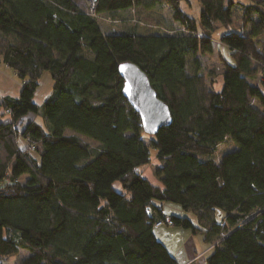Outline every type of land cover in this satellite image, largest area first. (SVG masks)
I'll list each match as a JSON object with an SVG mask.
<instances>
[{
	"label": "trees",
	"instance_id": "obj_1",
	"mask_svg": "<svg viewBox=\"0 0 264 264\" xmlns=\"http://www.w3.org/2000/svg\"><path fill=\"white\" fill-rule=\"evenodd\" d=\"M181 2L96 5L120 22L124 10L167 4L179 36L140 34L136 25L104 33L78 0H0V57L23 82L18 97L0 98V117L11 119L0 121V263L26 251L17 264H179L155 225L171 202L185 212L170 215L173 226L214 249L203 264H264V46L256 44L264 40V0H200L199 21ZM218 26L234 27L220 39L230 52L221 53V90L213 69L177 72V55L213 50ZM125 61L147 73L171 110V125L157 134L144 131L123 95ZM46 72L53 89L39 105ZM152 150L155 182L144 176ZM219 150L226 152L217 162Z\"/></svg>",
	"mask_w": 264,
	"mask_h": 264
},
{
	"label": "rangeland",
	"instance_id": "obj_2",
	"mask_svg": "<svg viewBox=\"0 0 264 264\" xmlns=\"http://www.w3.org/2000/svg\"><path fill=\"white\" fill-rule=\"evenodd\" d=\"M244 1L247 2V0H244ZM78 3L80 4V6L85 11H87L88 8L90 9L87 0H78ZM181 9L184 12H186L187 14L196 18L198 21L200 20V17H201L200 0H182ZM157 11H159V14L156 13V10H155V12H153V11L147 12V11H143L139 7H135L134 11L129 10V11H127L126 14H122L123 18L121 17L120 19H122L123 21L112 22V20L111 21H105V20L100 19L99 23H100L102 31L104 33L120 34V33L124 32L123 30H125L130 25H136L138 27L137 29L140 33H149L150 31H152V32L156 31L157 28L159 27L157 25V22H156V20H157L156 16H159L160 19L163 21V23H161V26L158 28L159 31H163V32L167 31V32H171L173 34L179 35V36L183 35V31L178 30L175 27V25H179V23H177L175 21L174 22L171 21L172 20V17H171L172 8L169 5L166 4L163 6H159L157 8ZM135 16L139 20L143 21L145 25L136 23L135 20L133 19ZM106 18H108V17H106ZM109 19H111V18H109ZM167 27H168V29H167ZM201 28H200L199 34L203 33ZM233 28L234 27H232V26L231 27L218 26L214 30H212L211 33H212V37H213L214 41H213V50L210 52L204 53V52H202L203 50L195 49V50H190L185 54L177 55V60H178L177 72H178V74L179 75H181V74L193 75L197 72L207 73L209 69H213L214 75H215L214 77L216 78L214 88L216 90H221L222 86H223V75H222L223 63L221 60V53L224 54L226 57H229L230 52H229L228 48L222 42H220V39H221V36L224 32L227 33L230 30H232ZM256 44H257L258 49L262 50V48L264 46V40L263 39L256 40ZM16 76H18V75L16 74ZM48 77L51 79L50 74L48 72L43 74L42 78L40 79L39 87H38L36 94H35V97H34V100L39 105L44 104L50 98L51 93H52L53 82L51 79L50 80L51 83H48L47 82ZM2 97H3V95L0 91V98H2ZM28 117L32 118V114L29 113L28 115H26L24 117L23 123H20L19 126H21L22 124H25V122H27V120H28ZM7 120H11L10 116L8 114H5V115L0 117L1 122H6ZM36 120L42 124L44 123V120L41 116H38L36 118ZM46 129L49 130L50 128L47 126ZM67 133L79 135L84 141H86L87 143H89L91 146H93L95 148L99 145L96 140H94V139H92V138H90L84 134H78L72 130H67ZM236 147H237V145L234 142L233 146L231 148H229L228 150H232ZM225 152L226 151L219 150L214 156H212V158H214L218 162L220 160L221 156ZM204 159H206V157H204ZM159 165H160V162L155 157V151L152 150V161L148 165V167L144 170V176H146L147 178H149L150 180H152L154 182L157 181L156 180L157 177L155 176L154 172H155V169ZM27 177H28L27 174L23 175L21 177L22 181H25L27 179ZM114 187L118 191L122 190V187H121V184L119 181L115 182ZM163 206H164V210H165L166 214H168V215H170V213H174V215H180V213H176V211L184 212L183 209L181 208V206H179L178 204H175V203L164 202ZM187 213H188V216L190 218L195 220V216L191 212H187ZM220 216H221V212L219 211L218 212V218ZM167 226L172 227L169 225H167ZM196 238H197L199 244H201V243L203 244L202 247H200L201 253H196L188 264H192V263L193 264H203L205 261V256H206L207 251L211 250V252L209 254H211L214 251L212 246L208 245L207 243L202 242L199 234H196ZM203 249H205V250L203 251ZM25 255H26V251H22V253L16 258V261L14 263L3 261L0 264H17V262H19L21 259H23ZM183 255H184V251L181 250L180 255H179L180 257L178 256L180 258L179 259L180 263L183 262L182 261L183 259H181V256H183ZM184 256H187V254L185 253Z\"/></svg>",
	"mask_w": 264,
	"mask_h": 264
},
{
	"label": "water",
	"instance_id": "obj_3",
	"mask_svg": "<svg viewBox=\"0 0 264 264\" xmlns=\"http://www.w3.org/2000/svg\"><path fill=\"white\" fill-rule=\"evenodd\" d=\"M119 73L124 80L123 95L140 115L144 131L154 135L171 125V110L158 96L147 73L132 61L120 63Z\"/></svg>",
	"mask_w": 264,
	"mask_h": 264
},
{
	"label": "crops",
	"instance_id": "obj_4",
	"mask_svg": "<svg viewBox=\"0 0 264 264\" xmlns=\"http://www.w3.org/2000/svg\"><path fill=\"white\" fill-rule=\"evenodd\" d=\"M159 6H163V5H157L156 7L152 8V9H144L142 7H139V8L142 9L143 11H147V12H149V11L155 12V10H156V13L159 14V11H157V8ZM121 13L126 14L127 10H124ZM156 17H157V20H156L157 25L160 27L161 23H163V21L160 19L159 16H156ZM171 17H172V12H171ZM171 21L174 22L173 19ZM175 27L178 30L184 31L183 27L180 24L175 25ZM137 28L138 27L136 26V31L138 33H140ZM158 28H157V30H158ZM167 29H168V27H167ZM156 31H153V32L150 31L149 33H140V34H153ZM212 40L214 41V39H212ZM50 80L51 79L48 77L47 82L51 83ZM22 86H23V82L21 81V79L18 76H16L15 72H13L6 64H4V62L2 61V58L0 57V91H1L2 95L16 98L19 96L21 89H22ZM19 144L22 147L28 146V143L26 142V140L21 138V137L19 138ZM163 209H164V206H163ZM164 212H165V210H164ZM176 213H180V215L183 214L180 211H176ZM173 214L174 213H170V215H173ZM157 234L159 236V239L167 246V248L170 250V252L175 255L179 264H188L196 253H201L200 247H202L203 244L202 243L199 244V242L196 238V234L192 233L190 230H186V229H183L180 227H175V226H172V227L162 226V227L157 228ZM201 240H202V242H204L202 238H201ZM181 250L184 251V255H185V253L187 254V256H184V255L181 256V259H183L182 263H180V261H179V259H180L179 255H180ZM204 250L205 249H203V251Z\"/></svg>",
	"mask_w": 264,
	"mask_h": 264
},
{
	"label": "built area",
	"instance_id": "obj_5",
	"mask_svg": "<svg viewBox=\"0 0 264 264\" xmlns=\"http://www.w3.org/2000/svg\"><path fill=\"white\" fill-rule=\"evenodd\" d=\"M87 1H88V5L90 7V9L88 8L90 11L88 9L86 11L88 14H90L93 17H97V18H100L102 20H105V21H111V19L106 18L105 16L100 15V14H98L96 12V5H97V2L96 1H94V0H87ZM134 9L135 8L132 7L130 10L134 11ZM133 19L135 20L136 23H139V24H142V25L144 24V22L141 21V20H139L136 16ZM31 148H34V146H31ZM155 225H156V227H160V226H163V225L173 226V220H172V218H171L170 215H165L164 220L157 221ZM3 261L8 262V258L5 257L3 259Z\"/></svg>",
	"mask_w": 264,
	"mask_h": 264
}]
</instances>
